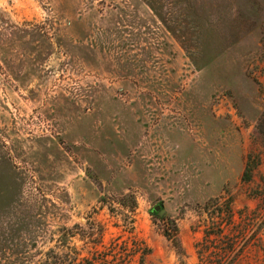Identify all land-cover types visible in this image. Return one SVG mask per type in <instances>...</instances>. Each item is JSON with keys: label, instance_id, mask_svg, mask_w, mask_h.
<instances>
[{"label": "rangeland", "instance_id": "obj_1", "mask_svg": "<svg viewBox=\"0 0 264 264\" xmlns=\"http://www.w3.org/2000/svg\"><path fill=\"white\" fill-rule=\"evenodd\" d=\"M0 264H264V0H0Z\"/></svg>", "mask_w": 264, "mask_h": 264}, {"label": "trees", "instance_id": "obj_2", "mask_svg": "<svg viewBox=\"0 0 264 264\" xmlns=\"http://www.w3.org/2000/svg\"><path fill=\"white\" fill-rule=\"evenodd\" d=\"M247 172H245V176H247L248 177V172H249V170H248V168H247V170H246ZM176 235L175 234H169V237L173 240V242H174V244H175V246L176 247H179V242H178V240H177V237H175Z\"/></svg>", "mask_w": 264, "mask_h": 264}, {"label": "water", "instance_id": "obj_3", "mask_svg": "<svg viewBox=\"0 0 264 264\" xmlns=\"http://www.w3.org/2000/svg\"><path fill=\"white\" fill-rule=\"evenodd\" d=\"M153 210L156 211V212H159V213H163L165 212V209L162 207L161 204H157L153 207Z\"/></svg>", "mask_w": 264, "mask_h": 264}]
</instances>
